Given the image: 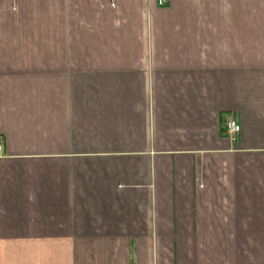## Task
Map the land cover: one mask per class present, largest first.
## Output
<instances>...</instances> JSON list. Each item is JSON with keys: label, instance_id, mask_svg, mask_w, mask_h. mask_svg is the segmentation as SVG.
Masks as SVG:
<instances>
[{"label": "crops", "instance_id": "1", "mask_svg": "<svg viewBox=\"0 0 264 264\" xmlns=\"http://www.w3.org/2000/svg\"><path fill=\"white\" fill-rule=\"evenodd\" d=\"M161 1L0 0V264H264V0Z\"/></svg>", "mask_w": 264, "mask_h": 264}, {"label": "built area", "instance_id": "2", "mask_svg": "<svg viewBox=\"0 0 264 264\" xmlns=\"http://www.w3.org/2000/svg\"><path fill=\"white\" fill-rule=\"evenodd\" d=\"M163 3H166V0H162L161 4ZM224 126H225L226 133L229 135L231 140L236 143V140L241 131V126L237 123L235 117H231L230 119H228V121L225 122ZM0 149H2L1 144H0Z\"/></svg>", "mask_w": 264, "mask_h": 264}]
</instances>
